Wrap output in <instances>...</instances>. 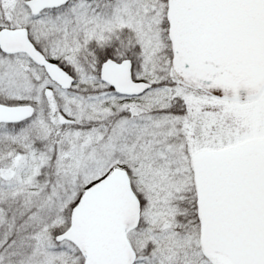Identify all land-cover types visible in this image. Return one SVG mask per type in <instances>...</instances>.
<instances>
[{
  "label": "snow or ice",
  "instance_id": "snow-or-ice-1",
  "mask_svg": "<svg viewBox=\"0 0 264 264\" xmlns=\"http://www.w3.org/2000/svg\"><path fill=\"white\" fill-rule=\"evenodd\" d=\"M0 264H264V0H0Z\"/></svg>",
  "mask_w": 264,
  "mask_h": 264
}]
</instances>
